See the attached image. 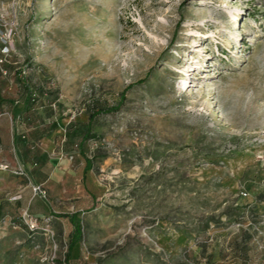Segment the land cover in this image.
<instances>
[{"label": "rangeland", "instance_id": "rangeland-1", "mask_svg": "<svg viewBox=\"0 0 264 264\" xmlns=\"http://www.w3.org/2000/svg\"><path fill=\"white\" fill-rule=\"evenodd\" d=\"M2 58L0 111L26 84L49 125L125 100L91 123L92 172L74 153L41 185L49 226L0 180V264H264V0H0Z\"/></svg>", "mask_w": 264, "mask_h": 264}, {"label": "crops", "instance_id": "crops-1", "mask_svg": "<svg viewBox=\"0 0 264 264\" xmlns=\"http://www.w3.org/2000/svg\"><path fill=\"white\" fill-rule=\"evenodd\" d=\"M15 97H18L17 93L13 94V98ZM27 99L28 90L26 88L20 101L12 102L13 105L9 111L6 109L0 111L1 149L5 153L13 151L14 159L9 157L8 164L12 168H22L30 182L26 186L24 194L21 195L20 205L26 207L32 215L42 217L50 213L48 204L41 197L32 195L30 187L39 184L44 186L52 195L55 194L54 182L57 178L58 159L74 154L71 147L67 145L66 137L67 127L73 121L69 120L65 125H62L64 119L55 120L50 125L43 117L33 121L28 117L34 106L28 105ZM5 103L7 102L0 94V106ZM47 107L48 105L40 103L41 110ZM53 123L58 124V129H51ZM44 126H46L45 129ZM28 127L33 128L29 129ZM33 129L35 132H31ZM56 138H58L57 141H55ZM56 149L60 150L61 153L53 154ZM75 153L82 156L78 152ZM85 167L86 160L84 159L83 175L92 172L93 167L88 171H85ZM2 173L0 180L6 182L5 188L13 194L12 190L17 184L18 177L15 178V181H9L10 172L4 170ZM62 179L64 180V178Z\"/></svg>", "mask_w": 264, "mask_h": 264}, {"label": "trees", "instance_id": "trees-1", "mask_svg": "<svg viewBox=\"0 0 264 264\" xmlns=\"http://www.w3.org/2000/svg\"><path fill=\"white\" fill-rule=\"evenodd\" d=\"M26 88L28 90V99H27L28 105H33L35 107L36 103H38V102L43 103L45 105H48V106H50V110L48 111V116L52 117V115H53V109L52 108L53 107L51 108V105H53V103H57V98H56L55 94H52L49 92L47 94L46 98H44V99L42 98V100L37 101V99L35 98V93H33L29 84H26ZM124 100H125V95L122 94L121 102L119 104H117L116 106H110V107L97 106L96 109L89 111V113L87 114L88 115L87 124H85V123L80 124L78 121H76V122H72L68 125L67 132H66L67 145H69L71 147V151L73 153L78 152L84 157V159L86 160L85 171L91 170L93 167V164H94L93 159L89 158L86 155L85 150H84V146H85L86 141H88L90 139H96V135L93 134L91 131V123L95 120V118L97 116H99L103 113L109 114V113L117 112L120 109ZM51 129H55V130L58 129V124L53 123L51 125ZM77 142H79V143H77ZM34 217L39 218V219L43 218V217H37V216H34ZM66 217L69 219V221L74 226L72 241L70 242L69 250H68V254H67V260L70 261L75 247L78 245V243L83 238V232H82V221L79 218V214H77V213L68 214V215H66Z\"/></svg>", "mask_w": 264, "mask_h": 264}, {"label": "built area", "instance_id": "built-area-1", "mask_svg": "<svg viewBox=\"0 0 264 264\" xmlns=\"http://www.w3.org/2000/svg\"><path fill=\"white\" fill-rule=\"evenodd\" d=\"M4 49H7V48L4 47ZM4 62H5V59L2 58L0 60V63L2 64ZM3 169L8 170L9 172H11L14 175H18V176H24L25 175V172L23 171L22 168H11L9 165H4ZM32 190H33L34 196H40V197L46 196V190L41 185L33 186ZM14 199H16V198H14ZM21 220L29 232L35 233L38 229H40L44 226H49L51 218L50 217H45V218H41V219L36 218L33 215H31L27 209V210H24L22 212Z\"/></svg>", "mask_w": 264, "mask_h": 264}]
</instances>
